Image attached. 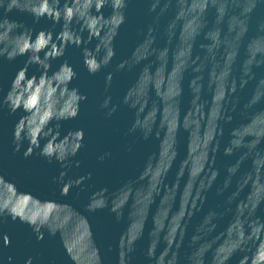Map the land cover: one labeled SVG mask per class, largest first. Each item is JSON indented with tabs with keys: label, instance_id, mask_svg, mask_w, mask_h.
Instances as JSON below:
<instances>
[{
	"label": "clouds",
	"instance_id": "clouds-1",
	"mask_svg": "<svg viewBox=\"0 0 264 264\" xmlns=\"http://www.w3.org/2000/svg\"><path fill=\"white\" fill-rule=\"evenodd\" d=\"M146 3L148 14H155L153 23L147 26L131 56L117 64L116 70H131L143 64L121 101L134 112L125 135L136 134L145 142L154 139L158 142L157 151L148 155L137 176L124 180L113 192L107 187L95 190L84 207L92 214L107 209L116 223L127 221L115 245V264H132L137 242L144 237L149 219L152 226L145 253L149 264H181L180 250L188 237L189 225L203 210L207 193L221 175L216 160L221 153L224 126L232 125L237 116L240 118L229 130L222 155L240 154L226 165L222 186L216 188L217 196H223L232 186L246 162L251 166L264 161V109L253 111L264 101V77L257 79L254 71L264 67V21L256 26L258 34L243 45L252 14L264 0ZM128 4L129 0H0V58L12 62L27 57L0 100V108L6 107L10 115L23 113L13 128V152L21 153L23 149L24 159L36 155L48 164L59 163L62 170L53 182L60 185L62 197L92 178L89 172L65 179L73 158L85 147V132L81 128L61 134L62 122L76 119L81 103L88 97L78 87H70L79 74L67 59L55 71L52 62L64 57L68 47L73 46L81 49L83 67L90 76L106 69L116 55L114 40L126 22ZM105 8L111 9L107 17ZM210 10L215 16L211 26L207 18ZM14 11L30 15L33 25L47 19L52 28L37 31L34 26L11 19ZM169 13L171 17L164 28L166 44L158 47L157 29L161 18ZM57 24L61 25L59 32L54 31ZM93 40L98 41L94 48L88 47ZM242 45L245 58L236 69ZM197 48L199 52H195ZM31 66H36L39 75H29ZM189 73L187 88L191 99L189 107L182 111L184 82ZM112 81L113 73L108 72L104 78L105 93ZM251 82H255L251 95L241 105L239 93ZM99 107L111 118L119 106L112 103L110 95H104ZM181 131L186 133L184 156L174 180L168 182L180 157ZM132 150L129 145L127 151ZM110 156L111 152H105L98 160L103 162ZM80 163L76 160L75 166L80 167ZM250 166L239 175L235 190L227 196V207L223 211L210 209L196 225L188 237L191 250L185 253L184 264H230L237 256L235 264H264V218L257 215L264 204V166L254 170ZM246 188L247 194L241 198ZM229 214L224 242H220L222 232L209 239L219 227L218 221ZM73 216L78 218V234L69 239L66 225ZM9 219L27 224L37 241L44 240L45 232L51 237L59 233L72 264H84L85 252L87 264H104L87 216L68 203L42 201L31 192L20 191L15 183L0 175V224ZM0 239L4 248L11 246L7 233L0 234ZM162 243L164 247L157 254ZM7 261L12 264L13 257L8 256ZM24 264H33V258L28 257Z\"/></svg>",
	"mask_w": 264,
	"mask_h": 264
},
{
	"label": "water",
	"instance_id": "water-1",
	"mask_svg": "<svg viewBox=\"0 0 264 264\" xmlns=\"http://www.w3.org/2000/svg\"><path fill=\"white\" fill-rule=\"evenodd\" d=\"M63 3V0H61ZM146 0H129L128 8L126 10V22L120 27L119 34L114 40V48L116 55L111 61L110 65L97 73L95 76H90L83 67L81 49L69 46L65 56L52 62V71H55L64 59H67L69 64L79 74L78 79L74 80L70 87H78L81 93L87 95L88 99L80 105V114L74 120L62 122L61 134H66L69 130L83 129L85 132L84 145L76 157L73 158V165L68 171V176L65 179H75L81 175L92 173L91 180H86L84 184L77 188L73 187L67 197H62L59 194L60 185L53 182V178L59 175L62 170L59 163L53 162L48 164L39 156H32L24 159L21 153L13 152L12 134L13 128L17 120L23 113L18 111L14 115H10L7 108H0V175H4L5 179L16 184L18 190L24 192H31L43 200H52L60 203H68L75 210L87 216L89 219L94 239L100 247L101 255L104 264H115L116 252L115 245L117 239L122 231L127 226V221L120 223L115 222L114 216L107 210L98 211L96 213H87L85 211V204L92 192L103 187H107L109 192L118 189L122 182L128 178H134L138 175L139 171L143 168L149 154L157 151L158 142L154 139L147 142L140 140L138 135L130 134L125 135L128 128L131 126L134 118L133 110L127 108L122 104V98L125 92L134 85L140 69L143 64L133 67L131 70L127 68L123 71H117L116 65L121 61L128 59L134 48L142 41L144 32L149 24L153 23L155 14H148ZM104 15L107 17L111 13L110 8L103 10ZM171 17V13L161 18L160 25L157 29V44L158 47H164L166 44V36L164 28ZM11 19L24 22L26 25L34 26L37 31L41 29L52 28V22L47 19H42L38 24L33 25V18L26 13H19L14 11L10 14ZM209 26L214 22V11L210 10L207 16ZM264 21V3H261L256 11L252 14L250 21L249 32L244 38L243 45L255 37L258 33L256 26L259 22ZM78 29V25H73ZM60 24L55 26L54 31L59 32ZM84 37H87L85 32ZM97 40H93L89 45L94 48ZM200 40L198 39L197 43ZM242 45L238 57L237 65L245 58V50ZM199 52V49H195ZM27 59L26 56L18 57L15 61L9 62L0 58V100L6 95L10 88L11 80L14 75L24 64ZM257 79L264 77V67L254 69ZM36 72V66L29 68V75ZM108 72L113 73L112 85L107 93L104 92V78ZM39 75L38 72H36ZM238 74V73H237ZM189 73L184 82V97L182 102V111L189 107L191 99L187 88V80L190 78ZM207 81V73L205 72V83ZM255 82H251L248 87L239 95L241 96V105L250 97ZM104 95L112 97V103L118 105L117 112L108 118L104 110H101L99 105L102 102ZM207 98V94H206ZM264 109V101H262L253 111ZM240 122L237 116L232 125H225V134L221 139V153L217 155L216 167L221 170V175L213 185V188L207 193V201L204 204L203 210L193 217L189 228L188 237L192 235L196 225L200 222L203 215L210 209L223 211L227 207L225 201L228 195L235 190L236 180L239 175H242L249 169V163L246 162L238 174V177L233 179L232 186L225 191L223 196L216 195V188L222 186L225 177V167L233 163L239 156V152L233 157H224L222 149L227 144L229 139V130L236 123ZM180 157L173 166L172 171L169 173L168 182H172L175 178V172L179 166L180 159L184 156L186 133L180 132L179 136ZM43 143V141H42ZM132 147V152L127 151L128 146ZM27 144L25 143V147ZM105 152H111V156L106 158L105 161L100 162L98 157ZM79 160L80 167L75 166V161ZM264 166V161H257L254 165L250 166V170ZM83 189V190H81ZM248 189L241 193V198L247 194ZM234 207V205H233ZM156 205L152 206L154 212ZM127 212V209H125ZM257 215L264 218V204L261 205ZM77 217L73 216L68 220L66 231L69 239L78 234ZM231 219L230 214L226 215L224 219L218 221L219 227L216 232L209 237L211 239L218 233L222 232L220 242L223 243L227 238L228 221ZM151 220L145 229L144 237L137 242L136 252L132 264H149L146 258V249L148 245V230L151 228ZM7 233L11 237V246L8 248L3 247L2 239H0V264H8L7 257L12 256V264H24L28 257L33 258V264H72L61 244L59 233L55 237H51L45 232V238L42 241H37L35 234L27 224H22L18 220L12 222L10 219L6 224H0V234ZM188 237H186L184 246L180 250L181 264H184V255L191 249L188 248ZM109 246L112 251H109ZM163 243L157 249V254L163 249ZM84 264H87V252L82 256ZM237 257H234L230 264H235Z\"/></svg>",
	"mask_w": 264,
	"mask_h": 264
}]
</instances>
